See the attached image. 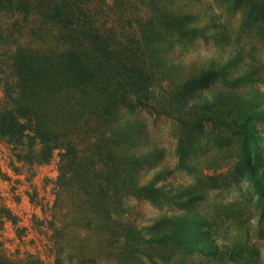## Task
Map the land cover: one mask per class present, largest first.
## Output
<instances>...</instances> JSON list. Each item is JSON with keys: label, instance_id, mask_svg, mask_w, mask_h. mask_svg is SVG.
<instances>
[{"label": "trees", "instance_id": "obj_1", "mask_svg": "<svg viewBox=\"0 0 264 264\" xmlns=\"http://www.w3.org/2000/svg\"><path fill=\"white\" fill-rule=\"evenodd\" d=\"M180 1L0 0V150L8 149L14 174L58 157L48 223L54 264L93 262L90 253L117 264H192L195 256L261 264L262 64L237 42L244 34L264 50V0H211L215 10L204 13ZM103 5L124 6L130 17L106 28ZM231 13L239 17L232 31L222 21ZM195 40L218 51L199 65L171 59L175 44L186 50ZM141 110L175 123V168L190 182L169 184L165 167L145 170L157 153L142 150ZM130 198L174 212L141 226ZM4 221L17 226L18 217L3 206L0 228ZM69 228L83 232L81 243L91 234L92 249L72 252ZM0 264L12 263L0 256Z\"/></svg>", "mask_w": 264, "mask_h": 264}, {"label": "rangeland", "instance_id": "obj_2", "mask_svg": "<svg viewBox=\"0 0 264 264\" xmlns=\"http://www.w3.org/2000/svg\"><path fill=\"white\" fill-rule=\"evenodd\" d=\"M139 0H123V5L135 4ZM180 1V0H179ZM181 2V1H180ZM122 3V2H121ZM110 5V4H109ZM103 5L99 8L98 16L106 28H110L116 23L118 15L121 14L127 19L124 6L120 10L110 11L107 6ZM187 6L194 13L211 12L215 10V6L211 0H190ZM111 7V6H110ZM131 18H133L131 16ZM238 14L231 13L222 17V21L228 20L230 23V31L236 28L238 23ZM234 37V36H233ZM238 47H242L243 51L256 59H259L261 65L260 75L262 76L257 81L258 87L264 91V50L257 43L256 40L240 35L237 42ZM227 48V47H226ZM229 48V47H228ZM227 48V50H228ZM218 47L212 40L202 41L195 40L187 47L186 50H181L178 44H175L171 59H179L183 63L195 61L197 64L203 63L208 58L212 57ZM251 51V52H250ZM249 57H247L248 59ZM138 120L141 122V132L143 135V151H153L157 153L154 160L156 164L146 165L145 170L150 171L155 168H168L170 173L167 177V182L174 186L186 184L192 180V177L184 171L177 170L176 156H175V123L165 117L157 116L141 110L138 113ZM11 157L8 149L1 145L0 150V207L8 208L15 216L18 217L17 226H13L10 222L4 221L0 228V256L7 259L12 264H25V256L31 255L42 261V264H54V247L51 238L52 229L49 223V205L54 199L51 180L57 176V155L54 156L52 162L56 166V176L50 179L48 177L35 179V171L33 168H22L20 173L14 174L10 167ZM151 166V167H150ZM225 173L224 170L218 171ZM217 173V172H216ZM146 174V173H145ZM149 174V173H148ZM203 174H213L211 171L203 170ZM6 176V177H3ZM47 178V179H46ZM228 180L227 175L219 178V181ZM240 185L244 187L241 182ZM36 190V191H35ZM217 191L209 192V198L214 197ZM33 196V201H31ZM127 203L132 208L133 217L135 222L139 225H149L160 213L174 212L167 207H156L144 199H128ZM65 210L60 214V220L63 224L70 222L68 207L64 206ZM70 227V226H69ZM23 229V233L19 236V230ZM69 228L64 232V239L70 242V250L74 253H85L91 250L94 246V238L88 234L85 238L86 241L81 243L79 236H83V232ZM93 238V239H91ZM256 247L259 251L261 264H264V246L261 242H256ZM96 252V251H95ZM89 253V252H88ZM91 260L85 264H117V259L114 257H100V255L93 256L90 253ZM98 254V253H96ZM143 259V258H142ZM192 264H206L203 259L192 257L189 259ZM149 264L143 259L142 264ZM138 264H141L140 262Z\"/></svg>", "mask_w": 264, "mask_h": 264}, {"label": "crops", "instance_id": "obj_3", "mask_svg": "<svg viewBox=\"0 0 264 264\" xmlns=\"http://www.w3.org/2000/svg\"><path fill=\"white\" fill-rule=\"evenodd\" d=\"M33 169L35 171V179L48 177L51 180L53 179L52 177L56 176V166L53 165L52 161L47 165L33 167Z\"/></svg>", "mask_w": 264, "mask_h": 264}]
</instances>
